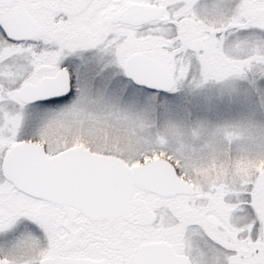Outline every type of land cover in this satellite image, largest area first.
<instances>
[{
  "label": "snow or ice",
  "instance_id": "1",
  "mask_svg": "<svg viewBox=\"0 0 264 264\" xmlns=\"http://www.w3.org/2000/svg\"><path fill=\"white\" fill-rule=\"evenodd\" d=\"M109 109L157 129L132 161L40 134ZM233 141L264 148V0H0V264H264V160Z\"/></svg>",
  "mask_w": 264,
  "mask_h": 264
},
{
  "label": "rangeland",
  "instance_id": "2",
  "mask_svg": "<svg viewBox=\"0 0 264 264\" xmlns=\"http://www.w3.org/2000/svg\"><path fill=\"white\" fill-rule=\"evenodd\" d=\"M213 88V85H209L205 93L211 94ZM40 134L52 143L61 144L66 140L91 139L95 145L109 149L114 156L132 161L144 143L157 134V129L150 117L145 114L137 115L119 109H109L107 112L100 110L98 115L90 113L87 117L77 112L64 116L53 115L42 125ZM223 135L222 131L220 140H223ZM231 148L233 159L238 163L264 160V148L257 143L233 141ZM210 159L212 156L209 154L195 163L206 164ZM202 178H208L206 172ZM9 206L19 207V202L13 199ZM48 251L49 249L41 247L35 240H28L5 253L3 258L11 264H31L32 260L38 256H45Z\"/></svg>",
  "mask_w": 264,
  "mask_h": 264
},
{
  "label": "water",
  "instance_id": "3",
  "mask_svg": "<svg viewBox=\"0 0 264 264\" xmlns=\"http://www.w3.org/2000/svg\"><path fill=\"white\" fill-rule=\"evenodd\" d=\"M115 157H117V156H115ZM117 158H120V157H117ZM122 159V158H121ZM4 264H11L8 260H5L4 259Z\"/></svg>",
  "mask_w": 264,
  "mask_h": 264
},
{
  "label": "flooded vegetation",
  "instance_id": "4",
  "mask_svg": "<svg viewBox=\"0 0 264 264\" xmlns=\"http://www.w3.org/2000/svg\"><path fill=\"white\" fill-rule=\"evenodd\" d=\"M190 35L192 34V31L190 30V33H189Z\"/></svg>",
  "mask_w": 264,
  "mask_h": 264
}]
</instances>
